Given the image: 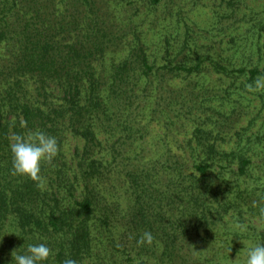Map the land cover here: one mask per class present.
<instances>
[{
	"label": "trees",
	"instance_id": "trees-1",
	"mask_svg": "<svg viewBox=\"0 0 264 264\" xmlns=\"http://www.w3.org/2000/svg\"><path fill=\"white\" fill-rule=\"evenodd\" d=\"M172 2L0 0V264L39 243L53 250L42 264H171L143 255L205 240L227 215L258 216L264 151L240 130L218 144L222 124L211 126L207 108L231 119L254 93L245 85L264 75V5L231 57L201 51L189 30L180 42L158 34L151 51ZM212 72L230 80L216 98L203 83ZM37 129L60 146L41 165L43 187L11 175L12 137ZM144 231L154 241L138 246Z\"/></svg>",
	"mask_w": 264,
	"mask_h": 264
},
{
	"label": "rangeland",
	"instance_id": "rangeland-1",
	"mask_svg": "<svg viewBox=\"0 0 264 264\" xmlns=\"http://www.w3.org/2000/svg\"><path fill=\"white\" fill-rule=\"evenodd\" d=\"M229 1H233L231 5ZM263 5L264 0H173L171 7L161 8V19L158 22L155 21L156 32L152 31L148 35L151 51L157 47L156 42L160 41L158 34L171 32L172 36L180 42L187 37L189 30L191 37L197 40L201 51L211 54L217 51L225 57H231L233 48L236 47L233 38L237 44L243 43L241 36L251 33L247 28L257 20ZM151 16L145 17L147 20L145 27L149 26L150 21H154ZM239 57L240 53L236 55L235 61L239 60ZM206 76L203 83L207 84L208 91L214 95L213 97L216 98L219 93L226 94L223 86L228 85L229 79L213 72L207 73ZM238 96L235 93L231 98L235 100L234 98ZM244 97L246 100L239 97L242 103L239 104L236 114L231 119L221 116L218 109L207 108L214 116L211 119V126L217 120L222 124L218 128L220 132L222 131L218 144L227 146L231 137H237L236 132L240 130L246 134L244 135L246 140L252 138L251 146L262 152L264 151V90L251 95L246 94ZM234 102L232 103L238 104ZM213 104L218 106V101ZM198 109L201 108L198 107ZM222 110L227 113L229 107L224 106ZM188 128L189 126L186 125L182 133H176V137L183 138ZM259 134L263 136L261 140L258 139ZM261 160L258 158L255 162V171L260 169ZM263 228L264 225L259 216L243 214L241 219L236 220L233 216L227 215L210 227V235L205 236V240H202L200 235H187L185 240L187 245L183 244L181 248L167 255L163 253L158 242L153 251L149 250L148 255L143 256H147L152 263H157V260L163 256L165 258L175 256V262L171 264H242L247 247L259 242Z\"/></svg>",
	"mask_w": 264,
	"mask_h": 264
},
{
	"label": "clouds",
	"instance_id": "clouds-1",
	"mask_svg": "<svg viewBox=\"0 0 264 264\" xmlns=\"http://www.w3.org/2000/svg\"><path fill=\"white\" fill-rule=\"evenodd\" d=\"M247 91L257 92L264 90V75L258 76L252 83L245 85ZM22 127L24 122H21ZM12 156L11 175L27 177L37 182L38 187H43L41 176V165L52 164L54 158L60 151L57 138L42 130H30L27 133L16 134L10 142ZM255 187V185H252ZM252 206L257 209L258 216L264 219V198L254 200ZM154 237L150 231H144L136 243L138 246L151 245ZM53 255V250L45 243L30 244L26 253L18 254L12 251L15 264H42ZM62 264H77V261L66 258ZM242 264H264V243H257L247 247L245 259Z\"/></svg>",
	"mask_w": 264,
	"mask_h": 264
}]
</instances>
